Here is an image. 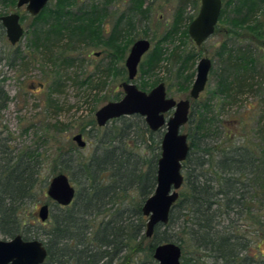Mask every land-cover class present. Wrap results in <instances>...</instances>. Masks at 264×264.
Masks as SVG:
<instances>
[{"label": "rangeland", "instance_id": "obj_1", "mask_svg": "<svg viewBox=\"0 0 264 264\" xmlns=\"http://www.w3.org/2000/svg\"><path fill=\"white\" fill-rule=\"evenodd\" d=\"M17 1L0 0V15L20 13L25 29L19 42L12 44L0 21V87H4L8 95L7 103L0 107V142L5 141L12 154L22 153L39 162V183L37 181L32 196L22 204L18 216L26 221L18 233L24 238V232L31 230L27 239L44 240L45 228L41 224L48 223L52 213L57 211L55 202L47 195V188L51 178L62 172L60 167H64L63 173L70 177L77 193L79 181L69 172L72 169L67 167L66 159L69 155L90 157L101 145L104 131L115 124L110 121L104 127L98 126L96 112L109 101L123 97L121 83L128 80L125 62L133 43L140 38H147L152 44L133 80L145 91L164 82L168 96L177 100L190 98L199 60L202 57L212 60L205 89L199 98H190L192 115L182 132L189 135L207 103V115L216 133L209 134L212 137L207 142L227 144L228 132L234 144L257 141L259 128L264 124V31L257 37L249 25H234L233 21L241 16L236 11L239 0H225L215 32L201 45L188 33L191 21L199 13L201 0H77L71 6L74 11L78 7L97 5L102 11L101 18L92 27L82 24L79 28L62 29L65 38L57 42L45 39L49 23L35 19L26 5L17 7ZM56 2L49 0L47 10L54 9ZM258 20L264 25V10L258 14ZM81 28L85 29L84 33ZM67 35L75 39L71 41ZM115 38L116 43L112 41ZM225 48L234 51L233 67L227 55L222 54ZM155 49L162 50L164 60L159 68L150 70V57ZM248 56L247 63L243 58L248 59ZM246 66L250 70L244 81L248 83L251 73L253 78L249 82L253 86L251 89L243 87L236 100L228 102L230 98L218 91V87H230L238 77L236 72L241 70L242 73ZM222 74L226 81L222 80ZM171 114L172 111L167 116ZM130 116L133 123L143 124L140 121L143 119L148 130L141 127L138 131L134 126L130 138L126 139V149L147 161L156 157L158 164L161 142L160 148L157 142L162 140L166 127L152 131L143 116ZM77 133L87 141L85 148L73 140ZM137 200L141 198L134 190L125 204ZM44 203L50 204L51 214L42 222L38 210ZM33 215L38 219L37 226L32 225ZM178 224L174 221L168 228L174 240L183 237ZM165 230L164 225L161 231ZM250 235L252 242L247 254L264 258V235ZM12 237L0 232V239ZM184 239V245L181 241H171L179 244L182 254L186 255L185 261L181 258L182 264H230L214 260L204 249H195L188 235ZM151 240L152 237H146L143 244ZM144 257L142 253L140 258L144 260ZM146 264L152 262L146 260Z\"/></svg>", "mask_w": 264, "mask_h": 264}, {"label": "trees", "instance_id": "obj_2", "mask_svg": "<svg viewBox=\"0 0 264 264\" xmlns=\"http://www.w3.org/2000/svg\"><path fill=\"white\" fill-rule=\"evenodd\" d=\"M239 1L236 11L241 16L232 20L234 25L247 24L257 37H261L264 25L258 20V14L264 10V0ZM76 2L57 0L54 9L47 10L45 6L35 16L49 23L45 39L57 42L65 38L64 30L79 28L82 24L92 27L101 18L102 11L97 5L78 7L74 11L71 6ZM81 31L84 33L85 29ZM67 36L71 41L75 39ZM112 41L116 43L118 39ZM222 54L227 55L233 67L234 51L225 48ZM150 58V70L159 68L164 60L162 50L155 49ZM249 58L243 60L248 63ZM249 70L247 66L242 68L244 74L238 70L233 86L218 87V91L230 98L228 102L235 101L243 87L252 88L251 73L248 83L244 81ZM222 80L226 81L223 74ZM7 100V92L0 87V107L5 106ZM203 108L188 135L190 151L183 162L185 181L169 222L164 224L165 231H161L164 225L158 224L152 240L143 244L147 237V217L142 206L157 185V158L147 161L126 149V139L130 138L134 126L138 131L141 127L148 128L143 119L140 120L143 124H138L130 121L131 116H122L112 120L115 124L104 131L101 145L90 157L69 155L66 159L67 167L72 169L69 172L78 178L79 189L71 205L61 206L55 202L57 211L52 213L48 223L41 224L45 228L43 241L48 251L43 264H146V260L159 264L153 256L155 247L171 241H181L184 245L187 235L195 249H204L214 260L230 264H264L263 257L247 254L252 242L250 233L264 235V124L259 128L256 142L234 144L228 132L227 144H210L207 142L212 137L209 134L216 133L207 115L209 105L205 103ZM191 115L192 112L190 118ZM160 142H157L158 147ZM60 168L63 172L64 167ZM38 180L39 162L22 153L12 154L6 142H0V232L6 236L21 233L26 221L18 217L20 208L32 196ZM134 190L141 200L125 204ZM32 217V225L37 226L38 219L35 215ZM174 221L179 223L178 230L183 233L180 240H174L168 232ZM31 232H24L25 239L30 238ZM142 253L146 255L144 260L140 258ZM182 259L185 261V254Z\"/></svg>", "mask_w": 264, "mask_h": 264}, {"label": "water", "instance_id": "obj_3", "mask_svg": "<svg viewBox=\"0 0 264 264\" xmlns=\"http://www.w3.org/2000/svg\"><path fill=\"white\" fill-rule=\"evenodd\" d=\"M48 1L18 0L17 7L26 5V9L36 16ZM222 6V0H201L199 13L188 28L190 37L197 45H201L215 32ZM20 19L21 14L18 12L0 15V21L12 44L18 43L24 35L25 29ZM151 45L147 38H140L133 43L125 62L128 80L121 83L123 97L109 101L96 112V121L100 127L106 126L113 119L134 114L143 116L152 131L166 127L157 164V185L142 206V212L147 217V237L153 236L158 224L169 222L171 210L180 197V190L185 181L183 162L190 151L188 134L182 132V128L190 118L191 99L199 98L205 89L212 67V60L209 57H202L199 60L196 77L190 90L191 99L177 100L168 96L164 82H160L150 91H145L133 80L138 74L143 56L151 49ZM171 111L172 114L167 117ZM73 140L81 148L87 145L81 133L74 135ZM47 195L59 205L68 206L75 199L76 189L70 177L60 172L51 178ZM50 214V204H42L38 210L39 219L45 222ZM47 255V247L43 240L25 239L21 234H16L10 239H0V264H43ZM153 256L159 264H182V248L175 242L158 244Z\"/></svg>", "mask_w": 264, "mask_h": 264}, {"label": "flooded vegetation", "instance_id": "obj_4", "mask_svg": "<svg viewBox=\"0 0 264 264\" xmlns=\"http://www.w3.org/2000/svg\"><path fill=\"white\" fill-rule=\"evenodd\" d=\"M222 4H223V0H222ZM47 6V5H46ZM223 7V6H222ZM222 11V10H221ZM20 21H21V19H20ZM25 32V31H24ZM173 112V111H172ZM190 113H191V111H190ZM168 117V116H167ZM112 121V120H111ZM160 130V129H159ZM158 131V130H157Z\"/></svg>", "mask_w": 264, "mask_h": 264}]
</instances>
